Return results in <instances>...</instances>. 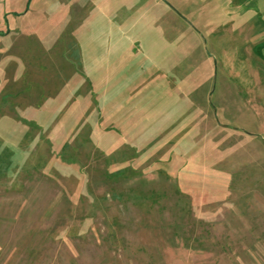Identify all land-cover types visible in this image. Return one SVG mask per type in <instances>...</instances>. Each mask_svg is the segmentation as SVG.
<instances>
[{"label": "rangeland", "instance_id": "1", "mask_svg": "<svg viewBox=\"0 0 264 264\" xmlns=\"http://www.w3.org/2000/svg\"><path fill=\"white\" fill-rule=\"evenodd\" d=\"M3 7L0 264H264V0Z\"/></svg>", "mask_w": 264, "mask_h": 264}, {"label": "crops", "instance_id": "2", "mask_svg": "<svg viewBox=\"0 0 264 264\" xmlns=\"http://www.w3.org/2000/svg\"><path fill=\"white\" fill-rule=\"evenodd\" d=\"M3 5H5V0H0V39L4 38L5 36H8L9 33L11 32L10 30V26L7 24V26H5V23H6V14L4 13L5 12V8L3 7ZM5 27L8 28L7 31H5ZM0 45H1V41H0ZM8 47L5 48L6 51H8L7 49ZM3 48H0V76H2L4 73L2 72V69H4V59L2 57V54L4 53V51L2 50ZM18 60V59H17ZM18 62V61H16ZM14 69V68H12ZM17 68H15L16 70ZM18 70V69H17ZM16 70V71H17ZM13 71V70H12ZM12 76H13V84H15L14 82L17 80L18 76H19V72H13L12 73ZM20 78V77H19ZM19 80V79H18ZM17 80V81H18ZM18 84V83H17Z\"/></svg>", "mask_w": 264, "mask_h": 264}]
</instances>
